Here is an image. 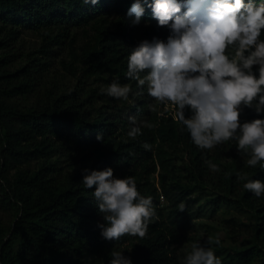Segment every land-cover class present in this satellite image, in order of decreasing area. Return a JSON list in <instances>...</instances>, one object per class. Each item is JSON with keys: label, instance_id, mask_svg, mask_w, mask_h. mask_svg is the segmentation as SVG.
<instances>
[{"label": "trees", "instance_id": "1", "mask_svg": "<svg viewBox=\"0 0 264 264\" xmlns=\"http://www.w3.org/2000/svg\"><path fill=\"white\" fill-rule=\"evenodd\" d=\"M134 2L0 0V205L12 215L10 223L0 218V264H109L113 250L132 264H184L175 248L180 230L223 206L240 211L251 234L233 249L211 245L215 255L222 264H264V196L257 198L244 189L246 181L237 179L247 173L249 180L264 181V168L247 167L235 141L201 150L172 113L155 115L147 122L152 127L138 125L141 134L132 139L127 135L132 125L97 107L96 89L80 86L92 77L137 84L126 78L131 50L145 39L167 41L170 29L158 26L153 0H140L144 29L131 23L134 14L130 18L128 12ZM81 29L86 35L77 45ZM26 30L38 32L43 41L24 59L16 44ZM67 40L68 64H77L78 84L61 87L47 73L49 61ZM34 53L45 59L44 67L31 57ZM185 116H191L190 109ZM253 119L264 115L244 108L241 122ZM57 156L66 158L67 167ZM207 160L219 171H211ZM158 166L159 187L152 181ZM108 167L117 178L134 177L153 208L160 195L168 202L166 212H155L143 239L101 237L98 225L104 220L93 197L95 187L86 189L82 180L85 169ZM196 192L206 201L195 208Z\"/></svg>", "mask_w": 264, "mask_h": 264}, {"label": "clouds", "instance_id": "2", "mask_svg": "<svg viewBox=\"0 0 264 264\" xmlns=\"http://www.w3.org/2000/svg\"><path fill=\"white\" fill-rule=\"evenodd\" d=\"M147 2V0H145ZM95 5L99 0H82ZM159 27H168L167 41L147 39L131 50L127 57L126 78L146 85L147 94L158 105L171 106L173 119L190 134L201 150L235 141L246 166L264 168V119L241 122L244 108L264 115V2L249 0H153L150 4ZM187 10L182 13V8ZM140 0H135L128 16L139 25L144 14ZM254 66H258L254 70ZM131 89L113 81L102 93L127 100ZM191 116H185V109ZM128 137L141 134L135 117H129ZM145 126L152 127L145 122ZM103 140L102 135L97 136ZM146 150L151 145L144 144ZM213 172L218 165L205 161ZM82 184L93 193L104 223L98 225L101 237L118 241L124 236H146L155 216L152 199L142 196L135 178H117L114 170H84ZM244 189L257 198L264 196V181L249 180L247 173L238 175ZM179 210L184 211L180 205ZM221 243L219 236H209V247L193 243L184 264H222L211 245ZM109 264H132L124 253L113 250Z\"/></svg>", "mask_w": 264, "mask_h": 264}, {"label": "rangeland", "instance_id": "3", "mask_svg": "<svg viewBox=\"0 0 264 264\" xmlns=\"http://www.w3.org/2000/svg\"><path fill=\"white\" fill-rule=\"evenodd\" d=\"M140 25L144 29V23L140 22ZM90 29L87 28V31ZM78 39L77 45H79L86 35V31L81 29L77 31ZM264 39V36L261 37ZM42 36L36 31L26 30L22 33L20 39H18L16 46L19 48V52L22 53L23 58H27V54L36 51L42 44ZM39 53H34L31 57H37V65L42 63L44 67L45 59L40 56ZM72 61L69 51V40L58 48L55 56L49 61L48 79L51 82L61 85V87L75 86L78 84L77 76L74 75V69L77 64L69 66V62ZM258 66H254L256 69ZM113 80L96 79L92 77L87 81H84L80 86L87 87L88 89L97 90L96 106L102 108V111L107 113L110 117L130 123L129 117H135L136 125H143L145 122L154 118L155 115H164L166 113L173 114V108L171 106L158 105L156 112H151L148 108L149 104H153V99L147 94L146 87L139 88L137 84L122 83L130 87L131 91L127 100L117 99L108 96L101 92V89L107 88ZM121 84V83H120ZM225 145V144H222ZM212 150V149H211ZM60 158L59 164L67 167L68 163L66 158ZM186 161V159H185ZM183 161L178 160L177 164L180 167ZM160 167H157V171L152 175V181L159 187ZM116 177V176H115ZM213 196V193L210 194ZM193 198L199 199L194 202L196 208L199 204L204 203L205 197L201 196L199 192L193 194ZM155 212H166L168 209V202L163 195H160L159 201L155 204ZM0 218L1 221L10 223L12 215L3 210L0 205ZM249 220L243 218V214L235 209L228 207H221L215 212H208L205 216L194 218L190 222L189 227L182 228L180 230L178 243L175 244L176 251L182 258H186L188 252L191 251L193 243H205L209 236H219L221 244L224 246L235 248L249 235L250 226Z\"/></svg>", "mask_w": 264, "mask_h": 264}]
</instances>
